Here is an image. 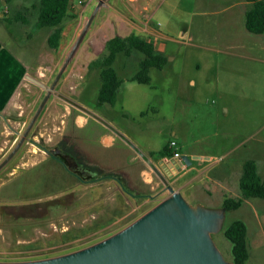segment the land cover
Instances as JSON below:
<instances>
[{
  "label": "rangeland",
  "instance_id": "1",
  "mask_svg": "<svg viewBox=\"0 0 264 264\" xmlns=\"http://www.w3.org/2000/svg\"><path fill=\"white\" fill-rule=\"evenodd\" d=\"M33 1L13 0L8 4L9 13L1 16H12L23 6L31 8ZM246 1L103 0L99 5V0H71L58 49L48 45L52 28H37L31 12L26 24L3 21L13 36L7 30L1 33L15 53L28 63L35 64L37 58L44 70L54 66L61 55H67L61 57L55 80L61 71L67 73L84 57H98L114 34L135 31L149 35L145 32L147 24L160 30L159 41L168 56L166 65L163 69L151 68L150 84L134 81L133 92H121L122 97H140V103L134 105L147 107L149 113L143 126L133 127L132 135L147 153L160 154L170 140L176 139L184 152L193 147L208 157L202 162L215 166L209 176L214 182L221 178L223 191L218 188L210 193L205 182L213 184L203 179L191 189L194 196H184L192 204L219 207L225 196L241 195L239 179L245 160L256 159L264 176V33L246 28L245 12L250 5ZM143 56L139 51L130 57L119 54L114 63L119 76L129 77L138 71ZM88 69L82 77L73 78L78 83L72 89L73 98L82 89L86 103L96 106L101 81L96 66L89 64ZM24 103L23 111H12L10 123L0 124L4 132L0 162L18 143L33 117L35 110H31L30 101ZM154 107L158 108L157 114ZM19 122L22 129L15 140ZM33 128L0 170V261L39 259L86 247L153 207L149 203L136 204L130 212L133 206L125 203L121 194L117 196L108 180L100 182L98 189L94 185L86 187L80 183L81 168L76 167L72 173L62 157H56L54 148L48 147L46 160L31 164L33 155L28 150L38 147L30 138ZM75 134L79 135L78 129ZM37 143L46 144L43 139ZM236 219L248 226L250 257L246 264H264V197L247 198L239 208L228 210L225 226ZM213 238L231 260L232 242L222 231Z\"/></svg>",
  "mask_w": 264,
  "mask_h": 264
},
{
  "label": "crops",
  "instance_id": "2",
  "mask_svg": "<svg viewBox=\"0 0 264 264\" xmlns=\"http://www.w3.org/2000/svg\"><path fill=\"white\" fill-rule=\"evenodd\" d=\"M246 2L251 4L250 0ZM5 5L8 6V4H3L2 13H0V124L6 126L11 122V113L15 108H21L22 111L26 108L23 107L25 106L24 100L30 101L31 110L36 111L46 95L45 87L33 82L28 75L40 78L45 84L51 85L63 61L61 58L63 55L54 62V66L50 65L44 70L40 68L37 58L35 64L28 63L15 53L8 46L7 40L1 33L2 30H7L12 35L7 24L3 23L4 17L1 16V14L9 13V10L6 13L3 12ZM147 25L145 32L149 35L144 36L153 40L156 48L165 53L159 41L162 32L149 24ZM191 36L193 37V34ZM84 58L80 63L76 62L72 65L67 73L64 71L60 75L53 94L48 98L33 125L34 128L30 135L32 137L30 138L36 142L35 146L38 145V147L28 150L29 154L33 155L31 164L46 160L49 155L48 147L54 148L56 155L65 152L70 155L71 164L75 168L79 166L83 171L80 177L82 182L80 183L85 184L86 187L94 185L93 188L98 189L100 182L108 180L110 186L115 188L117 196L120 197L121 194L125 203L133 206L130 212L141 204L149 203L154 206L169 195V190L165 187L154 166L169 177L173 187L182 191L183 194L189 193V196H194L191 189L197 185L198 180L205 179V181L212 182L213 186L209 182H205L210 193H212V189L222 188L220 187L221 178L217 179L218 182H214L209 176L215 170V166L203 164L202 159L208 157L200 154L193 147H189L187 152L179 148L182 156L183 154L189 156V162L183 158L174 157L170 150V155H155L142 149L143 146L135 139L132 132L133 127L143 126L145 123L143 119L149 117L147 107L142 108L139 107L140 105H134L139 104L142 100L136 95L133 99L129 96L126 97V94L124 97L121 96L122 89L126 90L127 93L135 90L134 81L128 79L132 75L124 77L114 104H99L98 96L101 82L96 95V106L86 103L84 100L86 93L82 89L76 91V97L73 98L72 89L73 87L75 89L78 84L73 78L82 77L84 72L87 73L92 61V59ZM96 72L101 81L100 68L97 67ZM191 81L194 82L195 80L192 79ZM133 109L136 111L134 112ZM153 111L157 114L158 108L154 107ZM26 123V119H24L23 124ZM21 129L22 126L19 122L15 140L18 138ZM77 129L79 135L75 134ZM3 133L0 130V138ZM40 139L46 143L44 146L37 143V140ZM61 142H64L62 147H60ZM167 145L168 143L165 146ZM75 168L74 170H76ZM74 170L71 169L72 173ZM107 174L108 176H106Z\"/></svg>",
  "mask_w": 264,
  "mask_h": 264
},
{
  "label": "water",
  "instance_id": "3",
  "mask_svg": "<svg viewBox=\"0 0 264 264\" xmlns=\"http://www.w3.org/2000/svg\"><path fill=\"white\" fill-rule=\"evenodd\" d=\"M102 3L99 0L98 4ZM61 74L62 71L51 85L28 75L45 87L46 95L18 143L0 162V170L26 140ZM182 158L190 161L187 154ZM154 167L169 195L120 230L71 252L39 259L0 261V264H236L224 256L213 238L224 227L226 207L190 203L182 191L171 185L169 177Z\"/></svg>",
  "mask_w": 264,
  "mask_h": 264
},
{
  "label": "trees",
  "instance_id": "4",
  "mask_svg": "<svg viewBox=\"0 0 264 264\" xmlns=\"http://www.w3.org/2000/svg\"><path fill=\"white\" fill-rule=\"evenodd\" d=\"M250 1L251 4L245 12L246 28L252 33H263L264 0ZM12 2L13 0H0V6L3 4H11ZM70 3L71 0H34L31 8L27 6L20 7L12 12V16L8 15L3 19L10 23L18 21L26 24L29 21L28 15L31 12L36 17L35 25L37 28H52L47 39L48 45L51 48L58 49L63 36V21L69 13ZM135 51L141 52L144 56L139 59L140 67L138 71L129 77V80L150 84L152 79L150 74L151 68L157 67L163 69L168 61V56L156 48L153 40L135 31L127 35L114 34L107 39L104 52L90 62V65L96 66L101 70V87L98 96L99 104H114L116 102L118 91L124 78L119 76L118 71L114 67V63L117 61L119 54L122 53L124 56L130 57ZM160 152L161 155L169 154L168 147L165 146ZM60 156L62 157L64 166L67 169L71 168L74 170L75 166L71 164L70 155L64 152L56 155L57 158ZM239 188L241 191L240 196H225L222 206L226 207L227 211L239 208L247 198L264 197V176L260 172L256 159L249 158L244 161L239 179ZM221 231L232 242L231 260L236 264H246L250 257L248 226L246 222L242 219H236L228 226L224 224Z\"/></svg>",
  "mask_w": 264,
  "mask_h": 264
},
{
  "label": "built area",
  "instance_id": "5",
  "mask_svg": "<svg viewBox=\"0 0 264 264\" xmlns=\"http://www.w3.org/2000/svg\"><path fill=\"white\" fill-rule=\"evenodd\" d=\"M8 6L5 5L3 8V12H8ZM168 150H170L173 154L174 157L180 158L182 159V153L179 151V146H178V142L176 141V139H172L168 142Z\"/></svg>",
  "mask_w": 264,
  "mask_h": 264
}]
</instances>
